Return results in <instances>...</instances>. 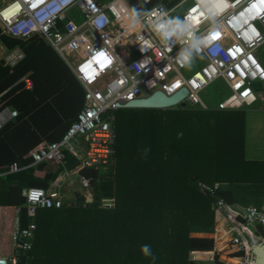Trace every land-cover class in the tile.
Returning a JSON list of instances; mask_svg holds the SVG:
<instances>
[{
    "label": "trees",
    "instance_id": "obj_1",
    "mask_svg": "<svg viewBox=\"0 0 264 264\" xmlns=\"http://www.w3.org/2000/svg\"><path fill=\"white\" fill-rule=\"evenodd\" d=\"M127 1L142 14L161 0ZM0 40L9 50L20 48L26 55L13 70L0 65L1 101L19 113L0 129V207H22V225L35 222L38 228L34 247L21 263L197 264L192 252L214 249L210 235L219 221L217 198L232 203L233 193L221 188L214 196L199 183L257 185L261 179V169L245 159L244 111L119 110L114 179L85 169L82 175L90 179L92 202L71 199L61 209H41L32 217L24 189H49L65 167L72 170L79 161L67 153L65 167L46 162L2 174L14 163L31 165L32 158L24 156L43 137L63 138L85 91L63 58L41 38L16 40L3 35L0 27ZM105 198H114L115 205L103 207ZM142 245L151 246L152 256L141 252Z\"/></svg>",
    "mask_w": 264,
    "mask_h": 264
},
{
    "label": "built area",
    "instance_id": "obj_2",
    "mask_svg": "<svg viewBox=\"0 0 264 264\" xmlns=\"http://www.w3.org/2000/svg\"><path fill=\"white\" fill-rule=\"evenodd\" d=\"M120 2L126 5L125 10ZM188 2L191 4L182 16L190 23L185 34L164 41L152 31L154 20L150 13L154 8L172 17ZM132 9L127 0L109 3L101 0H11L0 11L3 35L22 41L35 36L41 38L63 58L85 91L83 109L64 137L34 151L31 165L21 167L14 163L2 174L18 173L46 162L65 167L67 153L79 161L72 170L65 167L49 189H24L25 207L32 217L41 209H61L71 200L66 193L73 192L65 188L66 184L72 187L79 181L90 191V179L82 175L85 169H94L114 179L117 139L114 123L117 112L129 102L148 98L156 92L172 97L186 90L181 103H186L187 108L209 110L213 108L202 94L223 82L229 94L217 104V110L236 111L258 102L264 110V66L257 56L264 47V32L258 26H264V0H179L172 6L161 0L135 18L136 39L125 54L116 48L115 38L119 35L114 34L113 29L116 21L123 20L122 12L127 13L126 22L130 25L129 16L131 22L134 19ZM209 33H212L214 44L191 48L195 41L204 39ZM186 50L192 53L189 67L182 66L180 59L181 52ZM25 57L20 48H3L0 65L13 70ZM23 81L32 86L27 78ZM256 83L261 84L263 91L256 89ZM2 95L0 129L19 115L17 110L4 106ZM181 103L176 107L181 108ZM78 139L84 142V149L78 146ZM199 187L214 196L221 190V184L210 186L200 182ZM107 201L108 207L114 206L115 200ZM15 208L12 253L0 257L3 264H23L22 256L33 249L38 229L35 222L23 226L22 207ZM215 208L219 221L210 235L214 239V249L192 252V261L218 264L217 254L225 253L228 256L226 264H256L250 238L264 242V199L260 207H245L220 197Z\"/></svg>",
    "mask_w": 264,
    "mask_h": 264
},
{
    "label": "crops",
    "instance_id": "obj_3",
    "mask_svg": "<svg viewBox=\"0 0 264 264\" xmlns=\"http://www.w3.org/2000/svg\"><path fill=\"white\" fill-rule=\"evenodd\" d=\"M4 45V44H3ZM5 46V45H4ZM27 88H31L27 86ZM83 98V97H82ZM84 102L80 111L83 109ZM78 112V114L80 113ZM245 112V159L249 162H254L257 168L261 169L260 182L256 184H221L222 189H226L233 193V202L245 207L255 206L260 207L264 199V110L262 106L244 107V109L236 110ZM78 114L70 121L72 124L76 120ZM15 121V119L13 120ZM12 122V121H11ZM66 132L64 133V135ZM64 137V136H63ZM62 139V138H61ZM60 139V140H61ZM54 139L52 141L43 137L42 143L29 151L24 156V159H30L31 154L45 144L60 141ZM78 146L84 149V142L78 139ZM71 154V153H70ZM72 155V154H71ZM73 156V155H72ZM74 157V156H73ZM75 158V157H74ZM79 184L70 188L74 191H87V188L81 187ZM90 192V191H89ZM91 193V192H90ZM110 200H115L114 198ZM16 208L15 207H0V257L7 256L12 253V233L15 226ZM228 256L225 253L217 254L218 264H226L225 259Z\"/></svg>",
    "mask_w": 264,
    "mask_h": 264
},
{
    "label": "rangeland",
    "instance_id": "obj_4",
    "mask_svg": "<svg viewBox=\"0 0 264 264\" xmlns=\"http://www.w3.org/2000/svg\"><path fill=\"white\" fill-rule=\"evenodd\" d=\"M11 1V0H0V11L6 6V4ZM102 3H109L113 0H101ZM164 2L166 4H169V5H173L174 2H179V0H164ZM124 4V3H122ZM191 4V2H188L186 4H184L182 7H180V9L177 11V13L175 15H173L172 17H179L182 19V16L184 14V12L186 11V8ZM126 6L123 7V9L125 10ZM127 13H121V15L123 16V20H120V21H116L115 23V26H114V29H113V32L114 34L116 35H119L117 38H115V43H116V48L118 51H121V52H124L125 51V54H128V49L132 48L134 42H135V39H136V34H137V31L134 29V27H130V25H127ZM71 17L73 18H77V16H75L74 14H71ZM112 19L114 20L115 18L113 17L112 15ZM129 23H131V20H130V16H129ZM258 26L261 28V30L264 32V26L258 24ZM3 48H6L2 41L0 40V52H2V49ZM257 56L259 58V60L261 61V63L263 64L264 66V47H262L258 52H257ZM255 87L258 91H263V88L261 86L260 83H256L255 84ZM229 94V89L228 87L223 83V82H220V83H217L216 85L214 86H211L210 88H208L203 94H202V98L206 101V103L208 105L211 106V108L213 109H216L217 107V104L222 101L226 96H228ZM257 106H262V103L261 102H258V104H256ZM70 183V182H68ZM82 185L79 181H76L72 184V186H76L78 185L79 186ZM83 187V186H81ZM65 188H68L70 189L71 186H69V184L65 185ZM82 192V191H81ZM90 192H91V189H90ZM83 193H88L87 191H84ZM93 194H91L92 196ZM74 198V197H73ZM72 198V199H73ZM111 198L107 199H103L102 200V204H103V207H108V201L107 200H110ZM75 200V199H73ZM93 201V197H92V200H90V202ZM89 202V203H90ZM80 203V202H79ZM115 205V203H114ZM108 208H111V207H108Z\"/></svg>",
    "mask_w": 264,
    "mask_h": 264
},
{
    "label": "clouds",
    "instance_id": "obj_5",
    "mask_svg": "<svg viewBox=\"0 0 264 264\" xmlns=\"http://www.w3.org/2000/svg\"><path fill=\"white\" fill-rule=\"evenodd\" d=\"M150 14L154 20V23L151 25L152 31L164 41H167L172 37H178L185 34V32H187L188 28L190 27V23L187 17H185L184 19H181L179 17H166L164 12L155 8L151 11ZM131 15L134 19L130 23V27H134L135 18H138L141 14L136 12L135 9H132ZM97 24L99 26V20L97 21ZM211 36L212 33H209V35L204 39L195 41L191 45V48L198 49L201 45L211 46L212 44H214ZM180 59L182 62V66L189 67L192 62L191 50L181 52ZM150 247V245L141 246V252L147 257L152 256ZM153 259H155V257H153ZM0 264H3V262L0 261Z\"/></svg>",
    "mask_w": 264,
    "mask_h": 264
},
{
    "label": "water",
    "instance_id": "obj_6",
    "mask_svg": "<svg viewBox=\"0 0 264 264\" xmlns=\"http://www.w3.org/2000/svg\"><path fill=\"white\" fill-rule=\"evenodd\" d=\"M186 96V90L179 92L178 94L168 97L162 92H156L148 98H143L129 102L124 109H171L175 108ZM181 108H187L186 103H181ZM67 198L75 199L77 202L89 203L92 200L91 193H83L81 191H74L66 193ZM250 246L252 248V254L255 258L256 264H264V242L259 239L251 237Z\"/></svg>",
    "mask_w": 264,
    "mask_h": 264
},
{
    "label": "bare ground",
    "instance_id": "obj_7",
    "mask_svg": "<svg viewBox=\"0 0 264 264\" xmlns=\"http://www.w3.org/2000/svg\"><path fill=\"white\" fill-rule=\"evenodd\" d=\"M123 2H120V6L123 8V7H125L126 5L125 4H122ZM127 8V7H126ZM7 12H9V11H7ZM6 12V13H7Z\"/></svg>",
    "mask_w": 264,
    "mask_h": 264
}]
</instances>
